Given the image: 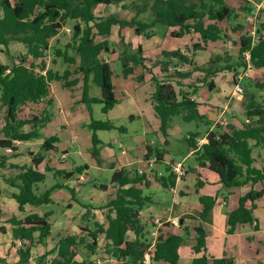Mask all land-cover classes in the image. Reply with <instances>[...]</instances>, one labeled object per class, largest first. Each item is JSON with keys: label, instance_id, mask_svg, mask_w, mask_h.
I'll list each match as a JSON object with an SVG mask.
<instances>
[{"label": "trees", "instance_id": "obj_1", "mask_svg": "<svg viewBox=\"0 0 264 264\" xmlns=\"http://www.w3.org/2000/svg\"><path fill=\"white\" fill-rule=\"evenodd\" d=\"M126 0H0V46L8 54L11 43H21L26 48L24 55L14 58L11 67L0 64V106L6 108L4 124L0 128V148L9 149L12 156H16L17 148L13 141H30L40 137L41 130L52 119V96L50 84L61 82L64 88H72L77 81H67L71 72L69 69L62 73L51 68L46 69L45 59L50 52L51 65L57 61L66 67H74V73L79 74L83 81L81 102L91 110L92 104H101L102 113L107 114L116 105L114 87L112 85V71L110 64L102 59V55L110 53L109 42L113 26L130 27L137 35L150 37L151 30L156 25L165 27H178L180 31L171 32L172 36L180 37L184 30L190 27L200 35L201 43L188 48L187 51L175 50L162 53L160 76H152L155 90L151 96L153 109L160 121V130L165 134L168 125L175 117L185 123L195 122L205 125L211 124L200 115L197 103L190 99L180 89L179 79L185 78L189 73H182L177 69L178 64L190 65L194 71L204 74V81L217 73L228 71L233 75V83L239 70L247 67L243 54L249 52L250 66L258 70L264 68V35L257 31L258 40L253 43L252 38L245 34L240 39L239 55L236 59L227 55H214L205 66H197L189 57L191 51L202 49L208 42L224 39V30L217 25L218 22H227L236 19V10L230 8L225 0H140L136 7L135 17L130 21L120 20L115 15L98 18L94 9L98 5L108 6L119 4ZM133 5V4H132ZM125 8V6H123ZM148 10L150 15L146 20H139L138 16ZM250 11V9H249ZM206 19L207 24L203 23ZM264 23V9L258 18ZM193 22L189 25L188 22ZM214 22V23H209ZM69 25L70 33L65 28ZM235 31L242 30L234 25ZM64 33L67 38L64 45H50V41ZM101 38L103 40H101ZM100 39V40H99ZM139 47L135 54L125 53L120 57L123 75L132 73L133 66L142 65L143 59ZM132 63L133 66H129ZM171 68V70H169ZM44 72V73H43ZM92 81L100 88L101 97L91 98L88 95V82ZM206 86L213 90L210 82ZM264 87L261 86V88ZM43 105L40 111L36 107ZM29 108L28 114L20 117L19 113ZM36 111V113L34 112ZM246 119L239 129L229 128L227 125L217 124L214 130L209 131L200 146H197L198 133L189 132L186 136L188 151H192L194 160L199 164H206L207 168L219 177L225 189L243 187L246 184L254 186L264 183V167H259L253 157V149L264 143V105L257 103L253 98L245 106ZM30 131L25 132L24 127ZM92 135V156L98 160L97 146L100 144L96 133L98 131L124 130L115 127L109 121L91 118L87 125ZM254 141V144L251 143ZM55 136L44 139L40 152L29 154L32 167L11 165L18 173L14 177L4 179L15 189L11 197L16 201L18 210L23 211L26 205L39 207L52 204V193L60 188L68 189L72 200H75L74 190L56 184L41 193L36 192V184L45 179V172L38 170L46 153H57ZM64 153V152H62ZM151 155L156 157V164L163 160L164 153L148 148L144 157L146 162ZM152 157V156H151ZM7 158L0 156V168L5 167ZM84 168L77 169L80 174ZM46 171H51L46 167ZM155 171V170H153ZM156 172V171H155ZM63 176L69 179L73 172L56 171L54 176ZM154 179L162 189L169 190L176 183L175 174L171 164L165 166V174L161 176L135 171L130 173L121 168L115 170L111 176V183L117 186L114 199L110 200L104 208L108 213L105 216L106 224H94V229L80 228L84 235H67L61 237L55 246L43 255L36 257L35 264H96L91 256L96 253L97 240L103 236L105 254L116 262L115 264H143V255L150 245L146 238L145 225L142 224L140 211L152 203L150 195L144 194ZM106 189V185H101ZM264 197V187L260 191L251 189L238 200V206L227 214V233L232 234L237 225H252L253 205L246 208V202H254ZM199 201L202 211L199 214L201 221H206L216 204V198L201 196ZM49 213L43 216L28 215L22 219L12 217L8 223L12 225L13 239L20 241L18 249L19 260L16 264H30L31 250L38 244H46L50 236V224L47 222ZM258 229V225H254ZM4 228H0L3 231ZM38 232L35 237L34 233ZM134 235L128 240L127 234ZM196 239L192 250L195 254L191 264H233L232 259L215 258L206 255V233L201 226L195 228ZM183 238L178 235H169L165 238L159 236L151 251V262L156 264H179V248ZM85 245L87 257L78 259V247ZM0 264H9L0 258Z\"/></svg>", "mask_w": 264, "mask_h": 264}, {"label": "crops", "instance_id": "obj_2", "mask_svg": "<svg viewBox=\"0 0 264 264\" xmlns=\"http://www.w3.org/2000/svg\"><path fill=\"white\" fill-rule=\"evenodd\" d=\"M137 1L138 0H126L119 4H111L108 6L98 5L94 9V14L98 18L115 15L120 20L130 21L135 17L136 7L138 6ZM225 2L230 8L236 10L238 17L236 19H229L227 22L217 23V25L221 26L224 30L223 40L208 42L203 46L202 49L191 51L189 53V57L197 66H205L210 60L211 56L214 55L227 54L232 58V60L236 59L239 55L240 39H242V37L247 34L250 27L247 21L248 16L254 13L258 5L264 4V0H225ZM123 6H125V8ZM142 14L143 13L138 16V19L146 20L148 17L142 19ZM207 22L208 21H206V19L203 20L205 25ZM209 23L214 22L209 21ZM188 24L193 25V22L190 21ZM235 24L238 25L242 30L235 31L233 29ZM261 25H264V23H257L256 32ZM67 28H69V25L66 26L65 29ZM153 29L155 32L152 31ZM153 29L151 30L152 35L150 37H146L144 35H137L133 28H120L119 26H113L111 33L106 38V40L109 42V37L111 36L113 44L116 45V47H119L121 50L117 52L115 49L116 47H110V49H108L111 50L110 53L102 55V59L105 62H108L111 68L112 61L115 59H120V56L124 55L125 53L135 54L137 49L140 47L142 52L140 57L143 59V64L145 66L143 73L147 74L145 80L153 83L152 76H160L162 74L161 62L163 61L162 53L164 51H187L188 48L194 44H202L199 33L194 31V29L191 27L188 30H184V34L180 37L171 35V32L180 31L178 27H165L162 25H156V28ZM259 34L264 35V27L261 29ZM258 36L259 35L257 34V37ZM66 40L67 38L65 37V34L60 33L50 41V45H64ZM101 40L103 39L101 38ZM121 45L122 47H120ZM4 50V47L0 46V64L9 67L12 66L15 57L18 55H24L26 53V48L21 43H11L8 46V54H5ZM5 57L9 58V65L5 64ZM45 62L47 64L46 69L51 68L60 73L66 69H69L71 74L67 81L76 80L77 83L69 89L64 88L61 82H53L56 83V85H53V83L50 84V92L53 103L51 110L53 116L50 122L41 130L39 138L30 141L19 142L16 145V156H12L9 149L0 148V156L7 158L5 161V167L0 168V228H4L3 231H0V258L5 259L9 264H16L19 260V247L17 246L16 239H13L12 237L13 227L10 223H8V220L12 217L22 219L31 214L43 216L44 213H49V217L53 214V211H44L43 206L33 207L26 205L23 211L18 210L16 201L11 197L13 193L17 192V189L10 187L4 180L9 177H14L18 173L17 169L11 168L10 166L17 165L32 167L31 157L29 154H36L40 152V148L44 139L55 136L58 138V142L55 143V147H57V153H46L44 160L37 167L39 171L45 172V179L43 182L36 184V192L41 193L46 189L59 184L61 186L73 189L75 193L79 187L85 183V177L89 171L86 163L79 165L76 162L71 164L68 162V160L71 161L72 155L82 157L87 152L91 153L90 148L92 146V133L88 130L87 125L90 123L91 118L95 119L96 117L93 116L94 109L91 107L89 112L85 104L81 102L83 81L81 80L79 74L74 73V67H66L65 65L61 64V68L58 69L56 67L61 63L58 61L55 65H51L50 52L48 53ZM129 66H133L132 63H129ZM135 67L136 66H133V71ZM177 69L182 73H189L187 77L179 79L181 84L180 89H182V91H184L187 95L189 94L188 97L197 103L199 114L204 116L205 119L211 123L209 125L196 123L194 131L190 130L186 132V134L189 132L198 133V138L196 139L198 147L201 143H203L207 133L214 130L215 126L219 124L220 121L225 122L229 128H241L242 123L246 119L245 106L247 105L249 99L253 98L257 103L264 105V87L261 88V86L264 84V68L258 70L251 68L248 71L249 77L244 78V80L246 79V81H248V85L251 89L248 90L247 86H243V95L235 93L233 75L231 72L223 71L204 81V74L194 71L190 65L178 64ZM244 70L245 69H241V71L239 70L238 72L241 73ZM144 77L145 75H143V79ZM207 82H210V84L213 86V90H210L206 86L205 83ZM91 89L90 82H88L89 97H101V92L99 95L98 93L97 95H95V93L92 95L90 93ZM253 90H256L258 93ZM153 92L154 91H151V96ZM67 93L72 94L73 98L68 100L65 97ZM148 103L149 109L146 111L140 110L137 114L128 113L126 115V119H128L129 124H134L136 121L141 120L143 124H154L156 129L160 127V121L154 112L151 98ZM42 107V104L37 106L36 111H40ZM28 110L29 108H25L19 113V116H25L28 114ZM112 110H110L107 114H102L107 117ZM36 111L34 112L36 113ZM0 113H2V119H0L1 128L4 124L6 108L0 106ZM95 120H99V117H97ZM170 123H173V120ZM171 125L172 124L168 125L165 137L166 135H169L168 131L170 130ZM123 129L124 130L120 132L127 133L126 128ZM24 131H30L29 127L25 126ZM150 132V127L145 126L141 135L129 136L131 142L135 141V149H132L133 146L128 147V149L122 150L121 154L118 155L115 153L113 147H110L111 151L109 153L103 151L105 152V155L110 158V161L105 160L107 161L105 162L100 159L96 160L92 156L96 168L100 171L104 168H108L112 171V173L115 170H120L121 168L128 170L130 173L146 170L144 157L147 153V149L150 148L152 151H155L152 143H148L145 138V135L149 134ZM1 137L2 136L0 135V138ZM98 139L101 140L99 137ZM251 143L254 144V141H251ZM116 145L118 148H123V145L118 141L116 142ZM73 147H76V150L74 152H68V150ZM135 151L137 153H135ZM158 151L164 153L161 163H166L167 165L174 162H179L175 160H165V155L167 152L165 147L158 149ZM192 153V151L187 150V154L183 157L182 161H180L183 162L185 158L191 159L193 161L190 166H184L183 164L185 175L181 178V180L176 181L173 188H170L169 190L163 189L164 191L171 192L173 194L171 207L168 209H154L152 206H146L142 211H140V218L142 217L141 215H143L145 219L151 215L154 219V223H156L155 226L150 229V235L154 230H156V239L159 236L163 238L169 235L181 236L183 238V243L179 248V264H191L193 258L199 255L195 254L192 248L195 245L196 239L195 228L201 226L207 236L206 255L208 257L225 258V255L228 256L226 253L222 254V251L226 249V246L228 247L225 236L231 235V238L238 239L237 244L234 245L236 250L239 247H243V241L246 238L249 243L248 250L250 254L253 258H257L254 260L244 259L243 257L245 253L240 252V259H237L233 253L232 257H235L231 258L233 260V264H253L254 261H257V264H259V262L260 264H264V260L260 259L261 257L264 258V235L261 234L264 233V229L261 228L259 220L260 218L258 215H255V212L258 211V203H264V197L255 200L253 203L250 201L246 202V208L248 209H250L253 205L252 214L256 221L253 222L252 225H237L233 234H226L227 229L225 228H227L226 219L228 212H225L224 208L228 206L232 197L231 195L233 192L231 190L236 188L225 189L220 183L219 177L210 171L206 164L199 165L194 160ZM151 156L153 157L154 155ZM253 157L255 158L256 164L259 167H264V143L253 149ZM160 164L155 165L154 170L156 172L146 171L145 173L151 172L152 176L164 175L165 172H161L159 170ZM46 167H49L51 171H46ZM81 167L84 168L82 172L80 174L75 173L77 172L76 170ZM191 168L193 170H191ZM56 171H64L67 173L73 172L74 175L69 179H65L63 176H54ZM205 173H209L210 175L213 174L214 176L203 178ZM56 178H62L63 182H58ZM153 183H155L157 187H160V185L154 179H152L150 187ZM1 184H3L5 187H2ZM7 186L9 188H7ZM109 187L107 186L106 189H102L101 185L98 187L100 191L107 193L108 200L98 207L90 208V212L86 206H82L77 202V200H72L71 197L68 198V196H66V194L63 192L64 188L57 189L60 191L62 198L66 199L62 203V214L53 223L47 219V222L50 224L51 228L50 236L47 238L46 244H38L32 248L31 258L35 261L36 257L41 256L46 251L51 250L61 237L79 234L80 228L78 231L73 230L76 229V225L78 224L77 222L81 217L83 218L82 220L87 221L88 213H90L91 216L95 214V217L98 218L99 216L97 211H107L104 206L110 200L114 199L117 186L112 184L110 181ZM262 187H264V183L256 184L254 186L246 184L243 187H238L245 188V193L239 195V198L247 194L251 189L257 192L260 191ZM204 195L215 197L216 204L214 205L208 219L206 221H201L199 214L202 211V205L199 201V198ZM150 197L152 199L151 195ZM51 199L53 203H56V199L52 195ZM153 204L154 201L152 199V203L149 205ZM107 213L108 211L106 214ZM97 218L94 224H106V219L105 223H103L100 220L97 222ZM142 224L144 223L142 222ZM255 224L258 225L257 230L254 229ZM71 230L73 234L69 233ZM145 231L147 232L146 227ZM34 236L37 237L38 232L34 233ZM133 239L134 236L128 240ZM150 239L151 238L149 236V240ZM224 239L225 241L223 242ZM217 240H219V242H217ZM209 245H211L212 248L210 251Z\"/></svg>", "mask_w": 264, "mask_h": 264}, {"label": "rangeland", "instance_id": "obj_3", "mask_svg": "<svg viewBox=\"0 0 264 264\" xmlns=\"http://www.w3.org/2000/svg\"><path fill=\"white\" fill-rule=\"evenodd\" d=\"M137 4L138 5L141 4V1L138 0ZM149 15L150 13L148 12V10H145V12L142 14V19L147 18ZM152 31L155 32L154 29ZM109 38H110L109 46L111 48L116 47V45H114L113 41L111 40V36ZM254 40H257V38L255 37ZM120 47H122V45ZM115 49L117 52L121 50L119 47H116ZM4 62L5 64L9 65L10 64L9 58L5 57ZM56 68L58 69L61 68V63ZM143 69L144 68L142 65H137L134 71L132 72V74L125 76L123 75V72H122L121 60L115 59L114 61H112L111 63V70L113 72L112 85L113 87H115L116 105L114 109L109 113V116L107 117L102 114L101 104L91 105V107L94 109L93 110L94 117L96 118L99 117V120H102V121H109V122L115 123L113 125H116L117 127L126 128L127 130V133H121L120 131H117V130L99 131L96 133L98 137L101 139L100 144L97 146V150H98L97 157L98 159L102 161L110 159L108 156L105 155V152L109 153L111 151L110 147L114 148L115 153L117 155L121 154L122 150L128 149V147L133 146L132 149H135L136 147L135 141L131 142L129 136L130 135H141L145 126L150 127V130H151L149 134L145 135L146 141L148 143H152V146L154 147L155 151L165 147L167 151L165 155L166 161L175 160V161L180 162L182 161L183 157L187 154L188 147L185 142L186 135H187L186 132L190 130L191 131L195 130V124H196L195 122L185 123L181 121L179 117H175L173 119V123H170L172 125L170 127V130L168 131L169 135H166V137H165V134L160 130V127L156 129L154 124H143L141 120L136 121L134 124L128 123L129 121L128 119H126V115L128 113L137 114L138 111L140 110L146 111L147 109H149L148 101H150V98H151L150 93L151 91L155 90L154 84L150 81L145 80V78L147 77V74L143 73ZM143 75H145L144 79H143ZM142 81H143V84H142ZM89 82L92 88L90 93L92 95H94V93L95 95H97L98 93L99 95L100 88L94 85L91 80ZM53 85H56V83H53ZM241 85L247 86L248 90L251 89L246 79L243 80V82H241ZM253 91L258 93L256 90H253ZM65 97L69 100L73 98V95L67 93ZM0 119H2V113H0ZM0 123H1V120H0ZM117 141L123 145V148L117 147L116 145ZM92 149L93 148L91 146L90 148L91 152H92ZM75 150H76V147H73L69 149L68 152H74ZM135 153L137 152L135 151ZM92 158H93L92 153L87 152L82 157H77V156L72 155L71 161L68 160L69 164L76 162L79 165H83L86 163L89 168V171L85 177V183L81 185L79 189L74 193V196L77 202L81 204L82 206H86L89 212L91 211L90 208L98 207L102 203L106 202V200H108L107 193L100 191L98 187L100 185H106L109 187L110 179L112 176V171L108 168H104L101 171L97 169L95 162ZM192 163L193 161L191 159L185 158L183 160L184 166H190ZM165 166H166V163H161L159 170L161 172H165ZM191 170L193 169L191 168ZM208 176H214V175L205 173L203 178L208 177ZM56 180H58V182H63L62 178H56ZM1 186L5 187L3 184H1ZM7 188L9 187L7 186ZM63 190L62 191L66 194V196L70 198L71 194L69 193L68 189H63ZM231 191L233 192V194L231 195L232 197L230 199V202L228 206L224 208V211L228 213L232 212L233 210L237 208L239 195H241L242 193H245V188H236ZM144 194L152 196L154 204L147 205V206L149 207L152 206L154 209H168L172 205L173 194L171 192L164 191L160 187H157L155 183L152 184L149 190L144 189ZM52 196L56 199L55 200L56 203L43 206V209L44 211H53V214L48 218V220L53 223L56 219H58L61 216L62 210H63L62 203L66 199L62 198V195L60 194L59 190H55L52 193ZM258 205H259L258 211L255 212V215H258V217L260 218L259 220H260L261 228L264 229V203L259 202ZM106 212H107L106 210L97 211V214L99 216L98 218L95 217L96 216L95 214L91 216L90 213H88L87 221L82 220L83 218L81 217L77 222L78 224L76 225V229H74L73 231L75 230L78 231L79 228H84V229L86 228V229L93 230L94 222H96V218H97V222L100 220L103 223H105L104 217H105ZM141 216H142L141 220L146 225V228H147L146 238L148 242H151L152 236L150 235V229L153 228L156 223H154L153 221L154 219L151 215H149L146 219L145 217H143V215ZM69 233L73 234L72 230ZM79 233L81 235H84L86 242H88V239L86 238V233L85 232H82V233L79 232ZM226 234L228 233L226 232ZM261 234L264 235V233H261ZM133 236L134 235L129 232L127 235V238L131 239L133 238ZM149 236L151 238L150 239L151 241L149 240ZM230 236L231 235L225 236L226 242L228 243V247L226 246V249L222 251V254L226 253L228 255V256L225 255V258H228V259L235 258V257H232L234 253L237 259H240V252H243L245 253L243 257L244 259H252V260L257 259V258H253L252 255L250 254L248 250L249 243L246 238L245 239L243 238L244 239L243 247L242 248L239 247L236 250L234 245L237 244L238 239L231 238ZM225 239L223 240V242L225 241ZM217 242H219V240H217ZM97 244L98 245L96 248V253L90 257L91 260L92 261H95L96 259L100 260L101 264H115L116 261L112 259L110 256L105 254L106 241L103 236H99L97 240ZM17 246L20 247V245L18 244ZM210 249H212L211 245H209V251ZM87 256L88 255H87V250L85 249V245H80L78 247V257L77 258L83 259V258H86ZM260 259L264 260V258L262 257ZM255 263L257 264V261L253 262V264Z\"/></svg>", "mask_w": 264, "mask_h": 264}, {"label": "built area", "instance_id": "obj_4", "mask_svg": "<svg viewBox=\"0 0 264 264\" xmlns=\"http://www.w3.org/2000/svg\"><path fill=\"white\" fill-rule=\"evenodd\" d=\"M263 9H264V4L258 5L257 8L255 9L254 13L252 15L248 16V18H247V21L250 25L247 34H248V36H250L252 38L253 43H255L258 40L257 32H256V26H257V23L259 22L258 18L260 16V13ZM65 32H66V34H69L70 29L69 28L65 29ZM255 37L257 38V40H254ZM243 56L245 58L247 67L245 68V70L243 72H241V73L239 72L238 74H236V76L234 78V91H235V93H237L239 95L244 94V89H243V86L241 85V82L244 80V78L249 77L248 71L251 69L250 62H249V60H250L249 52H245L243 54ZM169 70H171V68H169ZM219 125L225 126L226 123L223 121H220ZM13 143L18 144L19 142L14 140ZM145 165H146V170H140L139 171L140 174L143 172H146V171H153L154 170L155 165H156V157L149 158L145 162ZM171 167H172L173 173L175 174L176 181L181 180V178L185 175L183 162H174L171 164ZM151 236H152V241L150 242V245L145 250L144 255H143V264H156V263H152L151 258H150L151 257L150 253H151V251L155 245V241H156V230H154L151 233ZM16 243L18 245H20L19 240H16ZM95 263L101 264V261L96 259ZM30 264H35V261L32 258H30Z\"/></svg>", "mask_w": 264, "mask_h": 264}, {"label": "water", "instance_id": "obj_5", "mask_svg": "<svg viewBox=\"0 0 264 264\" xmlns=\"http://www.w3.org/2000/svg\"><path fill=\"white\" fill-rule=\"evenodd\" d=\"M242 38H244V37H242Z\"/></svg>", "mask_w": 264, "mask_h": 264}]
</instances>
